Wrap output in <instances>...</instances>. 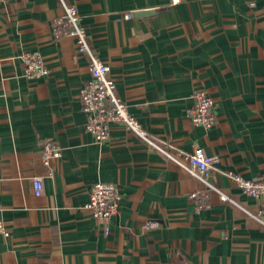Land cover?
<instances>
[{"label":"crops","instance_id":"obj_1","mask_svg":"<svg viewBox=\"0 0 264 264\" xmlns=\"http://www.w3.org/2000/svg\"><path fill=\"white\" fill-rule=\"evenodd\" d=\"M65 3L77 7L130 114L153 138L216 158L209 183L219 192L119 124L109 142L95 141L80 97L89 58L53 36L64 5L1 0L0 209L9 235L0 234V264H264V226L250 216L264 197L228 176L264 177V0ZM30 52L49 70L37 80L23 65ZM195 88L215 101L209 129L188 117ZM46 140L61 148L49 168ZM97 182L121 194L108 235L85 207ZM195 193L208 196L204 207Z\"/></svg>","mask_w":264,"mask_h":264},{"label":"built area","instance_id":"obj_2","mask_svg":"<svg viewBox=\"0 0 264 264\" xmlns=\"http://www.w3.org/2000/svg\"><path fill=\"white\" fill-rule=\"evenodd\" d=\"M1 1V0H0ZM65 8V14L57 18L53 23V36L57 39L71 38L75 42L78 55L89 58L88 70L90 79L83 85L80 91L82 108L88 117L86 131L89 132L100 144L109 142L111 128L119 124L137 134L152 149L163 153L167 158L177 162L193 177L205 183L210 189L218 191L209 183V174L214 170L216 158L209 157L199 146H195L193 152L187 153L179 148L153 138L142 128L128 109L125 101L116 92V84L110 77V66L104 63L93 51L87 32L81 25V17L75 5H67L65 0H59ZM181 0H172L178 4ZM264 15V7H263ZM129 17V15H127ZM25 73L28 78L37 80L48 74L49 70L43 57L38 52L25 53L22 56ZM193 106L188 110V117L193 126L209 129L216 124L215 101L204 88H195L192 93ZM42 162L49 168L51 161L61 157V148L52 140L41 143ZM229 178L249 196L264 197V177L256 180L244 179L239 175L230 173ZM33 187L36 196H41L44 190L42 176L33 178ZM219 192V191H218ZM222 199L228 198L222 193ZM192 199L199 200V206L204 207L208 196L203 193L191 195ZM121 194L117 186L111 183L97 182L89 191V201L86 208L98 221L106 235L111 230V220L118 213ZM259 224L264 226V208L256 215H250ZM151 224L149 227H152ZM0 234L8 236L9 232L1 217L0 209Z\"/></svg>","mask_w":264,"mask_h":264},{"label":"water","instance_id":"obj_3","mask_svg":"<svg viewBox=\"0 0 264 264\" xmlns=\"http://www.w3.org/2000/svg\"><path fill=\"white\" fill-rule=\"evenodd\" d=\"M145 12H143V13H139V14H137V15H143ZM147 13H145V15H146ZM210 182H212V180L210 179L209 180Z\"/></svg>","mask_w":264,"mask_h":264}]
</instances>
